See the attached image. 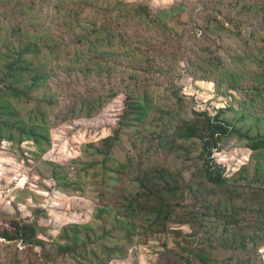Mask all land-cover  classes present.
<instances>
[{
  "label": "trees",
  "instance_id": "16d2710c",
  "mask_svg": "<svg viewBox=\"0 0 264 264\" xmlns=\"http://www.w3.org/2000/svg\"><path fill=\"white\" fill-rule=\"evenodd\" d=\"M67 2L70 4L62 11H68L65 16L71 27L73 45L63 51V59L70 57L85 77L97 75L110 79L117 73L119 80V89L111 93H91L69 116L81 112L87 117L94 116L109 99L123 97L117 131L105 136L99 145H87L92 152L82 170L100 169L110 178H115L110 172L127 170L133 174L132 189L112 198L114 204L98 205L93 222L63 226L52 241L40 235L41 228L36 220L20 216L2 221L0 238L8 243H19L23 250L40 248L37 264H50L58 259L66 264H107L124 257L128 244L144 243L157 235L173 232L174 224H187L191 233L184 235L182 242H174L178 250L173 252L172 264H222L211 252V241L198 232V225L209 226L205 223L209 217L221 218L223 223L230 225L238 224L239 216L253 212L256 204L253 232L234 231L241 240L232 241L234 246L248 248L250 253L256 251L259 242H264L254 241L255 236L264 234V199L259 198V191L251 190L252 200L248 204L246 199L238 202L239 196L233 194L249 182L264 183V54L257 52L253 66L246 69L242 65L243 57L225 60L214 50L212 37L220 38L224 33L242 35V19L264 22V0H218L214 3L211 0H180L156 9L142 1ZM0 10L6 14L8 8L0 4ZM28 10L22 7L25 21L31 19ZM90 10L95 16L89 15ZM80 15L88 21L79 19ZM3 28L0 19V141L17 144L32 141L40 156L51 146L46 108H53L56 101L48 82L52 71L48 65L51 38L30 31L25 23L21 27L10 26L7 35ZM180 31L187 36L185 52L181 47ZM180 62L186 64L184 71L211 81L217 95L230 96L237 104L217 107L213 113L206 109H192L187 113L183 112L182 98L178 95L175 96L176 109L162 105L155 85L171 72V63ZM176 74L173 73L169 85H175L173 79L180 73ZM20 100H24L21 104L32 105L28 113L19 108ZM148 119L155 122L148 131L156 135L157 146L176 159L189 160L190 154L196 153V167L189 173L190 178L186 179L181 168L143 165L140 161L134 162L129 155L118 160L115 166L110 164L118 131L133 127L139 134V127ZM235 136L244 142L252 157L258 159L251 176L243 174L247 170L244 165L239 178L227 177L224 166L214 159V151ZM52 170V177L62 180L64 185L66 179L59 175L61 167L53 164ZM205 184L223 187L226 190L224 200L213 203L207 196L203 197L200 185ZM189 193L196 197L195 202L187 200ZM200 208L205 209L202 214L206 218L199 216ZM207 228L204 233L209 232ZM16 263L17 258H14L8 264ZM234 264H243V261Z\"/></svg>",
  "mask_w": 264,
  "mask_h": 264
},
{
  "label": "rangeland",
  "instance_id": "374dc122",
  "mask_svg": "<svg viewBox=\"0 0 264 264\" xmlns=\"http://www.w3.org/2000/svg\"><path fill=\"white\" fill-rule=\"evenodd\" d=\"M3 1L0 4L8 8L6 14L0 10L5 35L10 26L21 27L25 23L31 29L30 31H37L51 38L48 48L51 60L48 65L51 66L52 71H50L51 76L48 82L54 91L56 101L53 108H46L50 119L51 146L44 154L39 156L35 144L29 140H24L20 144L7 140L0 141V224L12 216L36 220L41 228L40 235L46 241H52L58 236L63 226L70 223L93 222L98 205L114 204L115 201L112 198L132 189L133 174L127 170L118 173L110 172L109 174L115 178L108 177L100 169L92 168L87 172L82 170L83 163L89 161L91 157L92 149L87 145H99L105 136L117 131L123 97L118 95L109 99L94 116L87 117L81 112L70 117L69 113L78 109L91 93L97 91L111 93L119 89L118 74L115 73L110 79H103L97 75L85 77V74L72 64L70 57L63 59V51L71 49L73 45L71 27L65 16L68 11H62L65 5L70 4L67 0L65 2L60 0ZM126 1H142L156 9L167 7L180 0ZM211 1L218 2V0ZM23 6L29 8L32 22H30L31 19L24 20ZM88 13L91 17L95 16L92 10ZM78 18L88 21L85 16L80 15ZM240 22H243L244 26L242 35L224 33L220 38L212 37L214 39L212 48L219 51L225 60L243 57L242 65L249 69L253 66L256 53L264 54V22H258L254 18L242 19ZM180 33L181 47L185 52L187 36L183 31ZM181 59L183 61L184 57ZM171 65V72L155 85L162 105L168 104L176 109L175 96L178 95L182 98V110L187 113H190L192 109L196 111L206 109L213 113L217 107L226 106L229 103L237 104V100L230 96L217 95L211 81L198 79L190 74L189 70L184 71L185 63H171ZM173 73L180 74H176L177 76L173 79L175 85L171 86L169 81ZM23 101L20 100L18 106L20 105L19 108L21 107L23 112L28 113L32 105L21 104ZM147 121L143 127H139L141 131L139 134L133 127L118 131L119 137L112 147L110 164L115 166L118 160H123L126 155H129L134 162L140 161L143 165L158 164L181 168L186 179L190 178L189 173L196 167L197 161L194 158L196 153L190 154L189 160L176 159L156 145L154 139L156 135L153 136L148 131V127L153 126L155 122L149 119ZM213 155L215 161L224 166L227 177L239 178V172L244 165L247 166V170H244L243 174L251 176L254 165L258 162V159L252 157L251 151L244 142L236 136L228 139L220 150L214 151ZM50 162L61 167V173L58 174L65 177L64 185L62 180L53 178L54 175L52 177L53 164ZM79 170H82L80 174L77 173ZM123 186L125 188H119ZM200 188L203 197L207 196V199L213 203L223 201L226 197V190L223 187L205 184V186L200 185ZM263 188L264 183L249 182L244 187H239V191L233 196H239L238 202L246 199L249 204L252 200L251 190L259 191L261 193L259 198L264 199ZM189 195L187 200L195 202L196 197L190 193ZM257 207L254 204L253 212L248 211V214L239 216L238 224L230 225L223 223L221 218L209 217L205 222L209 226H205L204 223L198 225V232L205 234L211 241L210 249L216 260L222 264H234L239 260H242L243 264L264 263V242H259L256 251L252 253L248 248L234 246L232 242L241 240L238 233L234 231L253 232ZM204 210L200 208L201 218H206L203 216ZM172 228L175 229L173 232L157 235L144 243L128 244L124 257L113 259L107 264H172L175 259L173 252L178 250L174 242H182L183 236L191 233V227L187 224H174ZM206 228L209 229L208 233H204ZM254 241H264V234L255 236ZM39 253L38 247L33 250H23V246L19 243H8L0 238V264H8L14 258H17L16 264H37L36 258ZM50 264H66V262L58 259Z\"/></svg>",
  "mask_w": 264,
  "mask_h": 264
}]
</instances>
